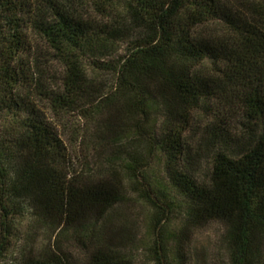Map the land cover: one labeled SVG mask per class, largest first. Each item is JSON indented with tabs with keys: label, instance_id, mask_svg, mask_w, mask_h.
<instances>
[{
	"label": "trees",
	"instance_id": "16d2710c",
	"mask_svg": "<svg viewBox=\"0 0 264 264\" xmlns=\"http://www.w3.org/2000/svg\"><path fill=\"white\" fill-rule=\"evenodd\" d=\"M89 3L103 21L83 0H0V264H191L212 223L223 264H264V0ZM43 103L97 122L104 169L80 170ZM132 200L150 210L144 239L116 217Z\"/></svg>",
	"mask_w": 264,
	"mask_h": 264
},
{
	"label": "rangeland",
	"instance_id": "374dc122",
	"mask_svg": "<svg viewBox=\"0 0 264 264\" xmlns=\"http://www.w3.org/2000/svg\"><path fill=\"white\" fill-rule=\"evenodd\" d=\"M78 9L87 18L103 21L96 8L90 5L89 0H83V4H80ZM36 43L35 57L38 64L37 76L40 78L39 81H42L48 91H58L63 82V67L51 56L49 48L43 42L38 41ZM128 44L127 39L119 42V55H123ZM114 81V75L103 74L102 80L99 82L101 86L107 89L114 86ZM41 106L45 111L46 117L53 123L61 138L68 146L80 170H83L86 164H90V166H94L97 169H104L105 160L103 155H109L111 149L107 146L100 148L94 145V136L96 137L98 133L97 122L92 119H85L78 113H73L66 117H57L47 108L46 103L41 104ZM89 138L90 141L88 143ZM157 169L162 172L163 168L161 165H158ZM203 172L205 174V169H203ZM119 212L120 215L116 217L119 221H127L132 231V236L136 237L137 240L144 239L150 216V210L147 206L132 200L127 206L121 208ZM43 241L44 236H40V245ZM137 246L141 245L137 244L136 248ZM73 254L78 262L84 263L86 256L82 251L73 249ZM137 254L139 257L137 264H151L143 252L140 251ZM190 254L192 259L191 264H223L227 259L223 226L220 223H212L197 232L191 242Z\"/></svg>",
	"mask_w": 264,
	"mask_h": 264
}]
</instances>
